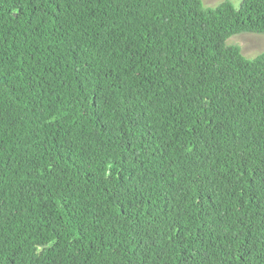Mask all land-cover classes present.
Returning a JSON list of instances; mask_svg holds the SVG:
<instances>
[{
  "label": "trees",
  "instance_id": "1",
  "mask_svg": "<svg viewBox=\"0 0 264 264\" xmlns=\"http://www.w3.org/2000/svg\"><path fill=\"white\" fill-rule=\"evenodd\" d=\"M264 0H0V264H264Z\"/></svg>",
  "mask_w": 264,
  "mask_h": 264
},
{
  "label": "rangeland",
  "instance_id": "2",
  "mask_svg": "<svg viewBox=\"0 0 264 264\" xmlns=\"http://www.w3.org/2000/svg\"><path fill=\"white\" fill-rule=\"evenodd\" d=\"M203 8H213L223 2H230L236 8L242 0H200ZM227 45H236L240 48L242 55L247 59H253L264 52V33H240L231 36L226 41Z\"/></svg>",
  "mask_w": 264,
  "mask_h": 264
}]
</instances>
